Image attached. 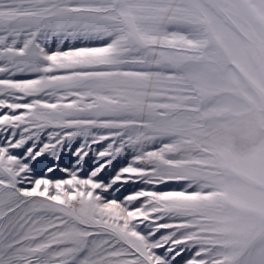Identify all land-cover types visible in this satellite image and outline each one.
Here are the masks:
<instances>
[{"label": "snow or ice", "instance_id": "obj_1", "mask_svg": "<svg viewBox=\"0 0 264 264\" xmlns=\"http://www.w3.org/2000/svg\"><path fill=\"white\" fill-rule=\"evenodd\" d=\"M0 264H264V0H0Z\"/></svg>", "mask_w": 264, "mask_h": 264}]
</instances>
